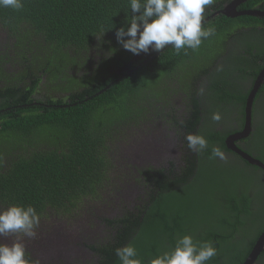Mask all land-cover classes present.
Here are the masks:
<instances>
[{
  "label": "trees",
  "instance_id": "obj_1",
  "mask_svg": "<svg viewBox=\"0 0 264 264\" xmlns=\"http://www.w3.org/2000/svg\"><path fill=\"white\" fill-rule=\"evenodd\" d=\"M224 1L231 2L215 0L206 13L220 10ZM129 15V0H24L20 11L0 8V39L7 41L0 46V206L32 205L42 218L48 207L66 216L85 199L95 200L117 168L107 160V138L120 128L131 130L129 123L148 106L184 89L192 94L195 81L227 56L223 47L216 49V39L247 20L260 21L216 16L204 23L215 36L198 50L177 54L168 45L135 55L116 38ZM199 58L198 65L190 64ZM173 80L175 87L169 86ZM237 97L243 108L246 96ZM211 150L201 154L211 156ZM200 161L188 159L179 174L171 165L147 175L133 201L143 204L123 206L106 219L117 231L104 238L92 264H120L115 249L129 243L149 264L185 234L218 249L208 264H242L264 230V218L251 209L262 202L264 181L236 173L231 164L194 173ZM254 264H264V250Z\"/></svg>",
  "mask_w": 264,
  "mask_h": 264
},
{
  "label": "flooded vegetation",
  "instance_id": "obj_2",
  "mask_svg": "<svg viewBox=\"0 0 264 264\" xmlns=\"http://www.w3.org/2000/svg\"><path fill=\"white\" fill-rule=\"evenodd\" d=\"M252 1L254 3L250 4ZM231 2L224 1L222 8L212 15L206 13V22L222 16L216 13ZM261 9H264V0H247L237 7L239 12H264ZM256 18H260V21L247 20L238 24L237 28H227L231 34L216 39V49L221 50L223 47L226 51L224 55L227 56L216 60L211 70L195 81L192 94L185 93L187 90L184 89L178 91V95L168 97V103L160 100L148 106L142 116L129 123L131 130L126 126L123 127L124 132L120 128L119 132L112 134L111 138L114 139L107 138L110 149L106 157L117 168L114 170V166L112 167L111 171L114 170L115 174L103 176V181L109 176L111 181L106 190L102 187L98 189L95 200L85 199L78 206V212L66 216L48 207L40 219L35 238L10 234L0 237V244L11 245L19 239L26 246L31 259L38 260L39 264H92L97 260L96 250L105 246L104 238L109 240L117 231L116 223L109 224L106 221L114 218L108 211L116 207L126 206L129 209L131 205H142L141 202L133 201L146 187L145 178L149 174L157 176L159 170L171 165L174 166V172L179 174L186 167L187 160L195 158L201 161L196 165L194 173L200 168L209 170V166L210 170H222L231 164L236 173L249 178L256 175L264 181V171L244 160L229 143L233 136L248 128V135L234 142L235 149L264 164V153L259 151L264 150L259 147L264 142V79L258 81L264 72V17ZM211 21L214 22L215 19ZM0 40V46L7 42L3 41V37ZM176 82L173 80L169 86L175 87ZM239 92L246 96L243 108L242 97H237ZM248 99H252V103L249 125L246 126L245 109ZM177 108L180 110L177 111ZM214 112L220 113V121L212 120ZM193 113L197 115L196 118H192ZM190 133L204 135L209 146L220 147L227 159L210 158L211 156L190 151L185 139ZM224 146L227 150H224ZM142 169L146 172L140 175L136 170ZM237 184L232 187L233 190ZM251 195L250 193L249 197ZM235 197L239 198V202L242 201L237 193ZM259 202L261 203L254 204L251 209L256 211L257 217L264 218V195L259 198ZM4 209L6 208L0 206V210ZM103 230L106 231L103 233ZM53 249L58 252L54 253Z\"/></svg>",
  "mask_w": 264,
  "mask_h": 264
},
{
  "label": "clouds",
  "instance_id": "obj_3",
  "mask_svg": "<svg viewBox=\"0 0 264 264\" xmlns=\"http://www.w3.org/2000/svg\"><path fill=\"white\" fill-rule=\"evenodd\" d=\"M214 3L215 0H129L131 15L126 19V27L117 29V41L135 55L148 53L150 49L159 52L168 45L177 54L187 49L198 50L205 40L216 34L214 27H204L206 9ZM0 8L20 11L24 0H0ZM212 120L220 121V113L214 112ZM185 139L188 149L198 155L209 146L202 134L190 133ZM210 158L227 159L218 146L212 148ZM40 219L34 206L13 204L0 210V237L22 234L35 238ZM217 252L211 241H196L185 234L176 239L170 251L155 256L149 264H208ZM115 255L120 264H143L131 243L116 248ZM0 264H39V261L31 259L26 246L18 239L11 245L0 244Z\"/></svg>",
  "mask_w": 264,
  "mask_h": 264
},
{
  "label": "water",
  "instance_id": "obj_4",
  "mask_svg": "<svg viewBox=\"0 0 264 264\" xmlns=\"http://www.w3.org/2000/svg\"><path fill=\"white\" fill-rule=\"evenodd\" d=\"M246 1L247 0H234L229 5H227L223 10L217 12L216 14H219V15H222L225 17H240V16L264 17V12H258V11H242V12L240 11L239 12L237 10L238 5L241 3H244ZM263 77H264V72L261 74V78L258 81L261 82L264 79ZM251 103H252V99L251 100L248 99L246 109H245L246 126H247V124L249 125ZM248 133H249V129L246 128L240 134L233 136L229 141V143L231 144V148L234 151H236L238 153V155L241 156L248 163H250L251 165L257 166L264 171V164L253 160L252 158H250L246 154H243L240 151L235 149L234 142L239 140V139L245 138L248 135ZM111 210H112V212H111ZM111 210L108 211V214L110 213V215L112 217H114L120 212L121 207L112 208ZM106 213H107V211H106ZM263 250H264V233L258 238L257 242L255 243V245H254L253 249L251 250L250 254L248 255L247 259L242 264H254L257 257L262 253ZM53 252L56 253V252H58V250L53 249Z\"/></svg>",
  "mask_w": 264,
  "mask_h": 264
},
{
  "label": "rangeland",
  "instance_id": "obj_5",
  "mask_svg": "<svg viewBox=\"0 0 264 264\" xmlns=\"http://www.w3.org/2000/svg\"><path fill=\"white\" fill-rule=\"evenodd\" d=\"M202 60H203V59H200V58H199V60L195 59V60L191 61L190 64L196 66V65H198ZM180 62H181V61H180ZM180 62H179V63H180ZM179 63H176V64L178 65ZM155 83H156V80H155ZM153 84H154V83H153ZM115 115H116V113H115Z\"/></svg>",
  "mask_w": 264,
  "mask_h": 264
}]
</instances>
